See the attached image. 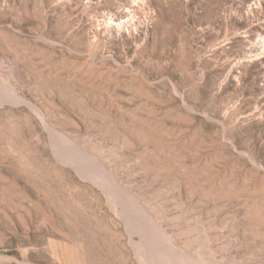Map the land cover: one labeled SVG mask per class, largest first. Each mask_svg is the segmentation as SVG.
<instances>
[{"label": "rangeland", "instance_id": "obj_1", "mask_svg": "<svg viewBox=\"0 0 264 264\" xmlns=\"http://www.w3.org/2000/svg\"><path fill=\"white\" fill-rule=\"evenodd\" d=\"M0 264H264V0H0Z\"/></svg>", "mask_w": 264, "mask_h": 264}, {"label": "bare ground", "instance_id": "obj_2", "mask_svg": "<svg viewBox=\"0 0 264 264\" xmlns=\"http://www.w3.org/2000/svg\"><path fill=\"white\" fill-rule=\"evenodd\" d=\"M170 254V253H169Z\"/></svg>", "mask_w": 264, "mask_h": 264}]
</instances>
